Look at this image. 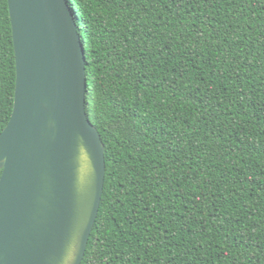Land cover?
<instances>
[{
  "label": "trees",
  "instance_id": "obj_1",
  "mask_svg": "<svg viewBox=\"0 0 264 264\" xmlns=\"http://www.w3.org/2000/svg\"><path fill=\"white\" fill-rule=\"evenodd\" d=\"M67 1L106 158L82 264H264V0ZM16 74L0 0V134Z\"/></svg>",
  "mask_w": 264,
  "mask_h": 264
},
{
  "label": "water",
  "instance_id": "obj_2",
  "mask_svg": "<svg viewBox=\"0 0 264 264\" xmlns=\"http://www.w3.org/2000/svg\"><path fill=\"white\" fill-rule=\"evenodd\" d=\"M14 109L0 134V264H82L106 181L67 0H8Z\"/></svg>",
  "mask_w": 264,
  "mask_h": 264
}]
</instances>
